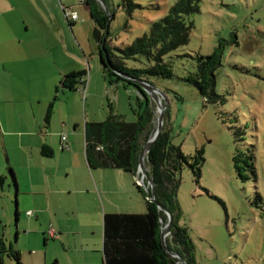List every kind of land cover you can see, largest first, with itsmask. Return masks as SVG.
I'll list each match as a JSON object with an SVG mask.
<instances>
[{
  "label": "rangeland",
  "instance_id": "obj_1",
  "mask_svg": "<svg viewBox=\"0 0 264 264\" xmlns=\"http://www.w3.org/2000/svg\"><path fill=\"white\" fill-rule=\"evenodd\" d=\"M95 1L105 12H114L108 44L123 46L147 31L176 0H134L142 8H134L131 17L126 16L122 0H104L106 8ZM89 2L0 0V175L5 176L0 184V239L4 249L11 243L20 252L23 264H51L54 260L58 264H101L103 213L146 209L134 184L137 176L117 168L89 169L82 159L81 170L86 166L96 179L101 174L105 185L114 186L120 179L121 191L105 195L98 186L99 195L94 190L96 196L88 195V203L81 204L70 202L74 193L55 195L48 213L37 219L25 214V164L40 172L45 162L49 169L54 160L40 157V132L55 133L57 126L56 131L68 136V127L69 135L74 134L75 142L84 149L85 121H101L111 109L126 121L136 120L131 107L137 108V89L122 82L109 84L102 76ZM198 3L199 11L188 16L193 23L188 42L166 56L172 77L150 78L166 93L168 112L163 118L172 142L185 154L202 147L205 158L198 182L187 166L180 172L177 222L187 228L196 264H264V0ZM72 12L76 18L70 17ZM219 41L224 46L221 65L215 71V91L222 102L206 103L196 87L183 79L193 70L194 59L182 54H209ZM126 65L140 67L143 63L126 59ZM81 69L86 71L85 83L92 78L88 93L83 89L85 83L77 89L60 87L64 74ZM50 101L54 102L53 112L46 125L44 115ZM61 106L75 111V129L73 122L62 117ZM156 117L155 112L154 125ZM62 122L66 126L61 127ZM238 130L241 133L236 135ZM236 150L253 154L255 175L246 180L236 174L232 161ZM144 164L148 170L146 159ZM9 167L13 171L16 167V186ZM74 169L78 171L73 165L67 178L59 172L61 181L72 187ZM94 209L99 210L98 217L86 214ZM50 225L55 237H48ZM0 257L3 264H15L7 251Z\"/></svg>",
  "mask_w": 264,
  "mask_h": 264
},
{
  "label": "trees",
  "instance_id": "obj_2",
  "mask_svg": "<svg viewBox=\"0 0 264 264\" xmlns=\"http://www.w3.org/2000/svg\"><path fill=\"white\" fill-rule=\"evenodd\" d=\"M198 1L176 0L162 17L150 23L147 31L123 46H110L107 42L110 35L108 27L114 18V12L110 10L105 12L95 0L89 2V16L95 22L92 34L97 43L103 78L109 84L122 82L132 85L138 93L137 108L131 107L136 114V120L126 121L121 115L113 113L111 109L106 118L101 121H85L84 153L90 169L117 168L136 175L139 151L155 130L156 125L153 120L156 108L154 109L155 103L132 79H142L153 84L151 77H172L174 72L166 56L188 42L190 30L193 27L188 16L199 11ZM121 5L127 17H131L134 8H142L134 0H122ZM124 27H127V20ZM223 46V41H219L209 54H182L194 59L193 70L183 76V79L196 87L206 103L222 102L221 95L215 91V71L221 65ZM126 59L142 62L143 65L129 67L126 65ZM85 73V69H81L64 74L60 80V87L76 89L79 84L85 83L83 79ZM57 90L58 87H56ZM53 104L54 102L50 101L46 107L44 115L46 124L50 121ZM164 112L167 115L168 109ZM240 133L241 130L235 132L236 135ZM248 151L246 153L243 150H236L232 156L236 174L241 180L248 179L250 174L255 175L253 154L250 150ZM40 153L44 156L53 155L51 148L46 145L41 147ZM204 161L202 147L196 148L192 154H185L180 145L172 142L170 128L164 117L162 131L147 153L148 173L153 179L155 199L173 216L170 233L165 239L166 244L187 264L196 263L187 228L177 222L181 211L176 192L182 168L187 166L198 182ZM9 171L13 185L16 186L10 167ZM3 179L0 175V184L3 183ZM134 184L143 196L146 209L144 212L103 213L101 264H176L161 243V228L167 221L165 213L148 198L144 188L136 182ZM18 215L19 211L15 208L16 221ZM0 246V253L7 251L13 257L15 264H23L20 252L11 243L8 244L7 249H4L0 239ZM0 264H3L1 257ZM52 264H57V261L54 260Z\"/></svg>",
  "mask_w": 264,
  "mask_h": 264
},
{
  "label": "crops",
  "instance_id": "obj_3",
  "mask_svg": "<svg viewBox=\"0 0 264 264\" xmlns=\"http://www.w3.org/2000/svg\"><path fill=\"white\" fill-rule=\"evenodd\" d=\"M91 82H92V78L90 76L89 80L86 81V83L84 84V87H83V89H86L87 93L92 88ZM77 93L79 94V92H77ZM74 109H75V107H74ZM74 113H75L74 110H67L66 111L61 106L62 117H64L68 123L73 122V127H72L73 129H75V127L77 125V121L74 119L75 118ZM33 115H34V113H33ZM1 123H2V121L0 119V126H1ZM84 123H83V128H84ZM46 125H49V124H46ZM64 126H66V125L64 124V122H62L61 127H64ZM55 127H56L55 131H54L55 133H53V131H51V133L50 132L49 133L40 132L41 134H39V142L37 145L38 146L37 150H38L40 157L54 159L51 168H49V169L46 168L47 167L46 162H45V164L43 163L44 167H43V169L40 170V172L32 171V168L28 165V163H26L25 167H24L27 170L26 174L28 177V184L25 188H22V194L24 195V201H25L23 206L25 205V207L27 208L26 211L27 210L32 211L31 215H27L26 211H25V214L27 216H32V217L34 216L36 219L40 218L41 215L48 213L49 209L53 206L52 204H53V200L55 198L54 197L55 195H59L58 197H60V194H66V193L67 194H71V193L73 194L74 193L76 195L74 196V198L72 200L70 199V202H72V204H81V203H88V197H89L88 195H95L94 190H96V193L99 195L98 186L102 187L101 192L105 195L109 194V192L114 191V190L117 193L121 191L120 187L122 186V184H121L120 179H118V181H116V184L114 186H113V184H110V182H109V184L105 185V184H103V181H102L103 178H102L101 174L97 173L96 174L97 179H96L95 175H94L95 172L89 173L87 171L86 166H85V170H81L82 159H85V165H87V167H88V164H87L86 158H85L84 149L79 147V145H77V143L74 140V134L69 135L70 128L67 127L68 136L65 134V136H66L65 142L70 141L71 146H70V144H68V146H70L68 149L61 150L60 149L61 135L64 133L62 130L56 131L57 126H55ZM71 136H72V139H71ZM83 136H84V131H83ZM68 138H70L69 141H67ZM44 145L51 148V150L53 152L52 156H44L40 153V149ZM84 145H85V142H84ZM65 150H67L69 152L68 153L63 152ZM43 158H41L40 161H45V160H43ZM28 159H29V161H31L30 156ZM37 159L38 158H36V160ZM30 165L32 166L31 163H30ZM73 165L78 167V171H75V169H74L73 172H71V175H72L71 179L74 180V187L71 186V183L66 182V180L61 181L62 176L59 175V172L61 171L64 174V177L67 178L69 176V169ZM15 168L16 167H14L15 172L13 171L12 168L11 169L13 172L14 180L16 181L15 175H17V171ZM89 171H91V170H89ZM112 174L114 176L117 175V173H112ZM1 176L5 180V176H3V175H1ZM134 176H137L135 180H136V183L138 185H140L139 179H138L139 173H136V175H132V177H134ZM119 177H121V176L119 175ZM116 188H118V189H116ZM80 194L85 195L87 198H81L80 196H77ZM99 213H100L99 210H96V209H94L93 211L86 212V214H89L91 216H95V218L99 216ZM48 228H47L48 237H52L48 233ZM53 237H55V236H53ZM35 264H46V263H44V262L39 263L38 262ZM57 264H58V262H57Z\"/></svg>",
  "mask_w": 264,
  "mask_h": 264
},
{
  "label": "water",
  "instance_id": "obj_4",
  "mask_svg": "<svg viewBox=\"0 0 264 264\" xmlns=\"http://www.w3.org/2000/svg\"><path fill=\"white\" fill-rule=\"evenodd\" d=\"M101 3L105 6L104 0H100ZM126 78H129L127 75H123ZM132 79V78H130ZM132 81L145 93L146 96H148L156 105V126L154 132L151 134V136L147 139V141L142 145L139 154H138V166H137V173H139V183L144 187V189L147 191L148 198L151 201H154L158 208L162 210L166 217L167 221L161 228L160 232V238L161 243L164 248V250L167 252V254L173 258L174 262L176 264H187L185 260L175 251L171 250L167 244H166V237L170 233L171 226L173 223V216L172 213L162 204H160L154 197V183L152 177L149 175L148 170L144 164L145 159L147 160V153L151 146L156 142L158 139L162 128H163V115L164 110L168 106V99L166 94L160 90L158 87H156L153 84H150L149 82H146L142 79H132ZM144 180L145 185H144Z\"/></svg>",
  "mask_w": 264,
  "mask_h": 264
},
{
  "label": "built area",
  "instance_id": "obj_5",
  "mask_svg": "<svg viewBox=\"0 0 264 264\" xmlns=\"http://www.w3.org/2000/svg\"><path fill=\"white\" fill-rule=\"evenodd\" d=\"M70 17H71V18H76V13H75V12H72V13L70 14ZM65 139H66L65 134H62V135H61V143H60V149H61V150H63V149H68V148H69L68 143L65 142ZM26 214H27V215H31V214H32V211H31V210H27V211H26ZM48 233H49L50 236H55V230H54V228H53L51 225H50L49 228H48Z\"/></svg>",
  "mask_w": 264,
  "mask_h": 264
}]
</instances>
